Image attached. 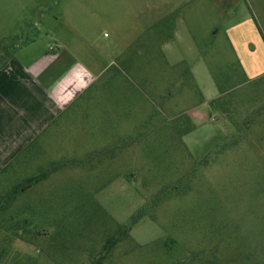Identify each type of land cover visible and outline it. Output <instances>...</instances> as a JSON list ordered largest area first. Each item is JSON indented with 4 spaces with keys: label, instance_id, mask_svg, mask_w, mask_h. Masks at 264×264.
<instances>
[{
    "label": "rangeland",
    "instance_id": "1",
    "mask_svg": "<svg viewBox=\"0 0 264 264\" xmlns=\"http://www.w3.org/2000/svg\"><path fill=\"white\" fill-rule=\"evenodd\" d=\"M56 41L101 77L0 170V264H264V0H0Z\"/></svg>",
    "mask_w": 264,
    "mask_h": 264
},
{
    "label": "crops",
    "instance_id": "2",
    "mask_svg": "<svg viewBox=\"0 0 264 264\" xmlns=\"http://www.w3.org/2000/svg\"><path fill=\"white\" fill-rule=\"evenodd\" d=\"M51 46L39 53L26 48L17 57L11 55L14 45L0 42V170L33 150L101 77L59 41ZM241 67L255 78L263 66L251 61Z\"/></svg>",
    "mask_w": 264,
    "mask_h": 264
},
{
    "label": "built area",
    "instance_id": "3",
    "mask_svg": "<svg viewBox=\"0 0 264 264\" xmlns=\"http://www.w3.org/2000/svg\"><path fill=\"white\" fill-rule=\"evenodd\" d=\"M53 49V47H50V50H52Z\"/></svg>",
    "mask_w": 264,
    "mask_h": 264
},
{
    "label": "trees",
    "instance_id": "4",
    "mask_svg": "<svg viewBox=\"0 0 264 264\" xmlns=\"http://www.w3.org/2000/svg\"><path fill=\"white\" fill-rule=\"evenodd\" d=\"M9 47H7V49H8Z\"/></svg>",
    "mask_w": 264,
    "mask_h": 264
}]
</instances>
